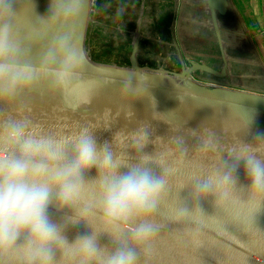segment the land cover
<instances>
[{
  "label": "clouds",
  "instance_id": "obj_1",
  "mask_svg": "<svg viewBox=\"0 0 264 264\" xmlns=\"http://www.w3.org/2000/svg\"><path fill=\"white\" fill-rule=\"evenodd\" d=\"M18 3L0 0V264H160L166 240L200 246L199 236L218 216L202 208L209 197L248 235L242 223L253 225L254 212L264 206V133L238 139L223 163L217 159L176 182L188 151L183 136L152 139L142 124L101 143L91 125L46 129L31 117L34 93L77 111L99 90L83 78L87 0H50L48 14L23 34L17 25L25 0L23 7ZM123 72L130 75L119 92L122 108L147 89L146 74ZM79 88L87 95H76ZM189 135L201 143L198 155L215 151L212 129Z\"/></svg>",
  "mask_w": 264,
  "mask_h": 264
},
{
  "label": "water",
  "instance_id": "obj_2",
  "mask_svg": "<svg viewBox=\"0 0 264 264\" xmlns=\"http://www.w3.org/2000/svg\"><path fill=\"white\" fill-rule=\"evenodd\" d=\"M232 0H207L208 11L212 20L216 39L221 51L223 69L217 71L204 62L183 61L181 71L173 72L165 68L157 70L142 67L138 60V39L133 44L130 66L96 62L87 49V38L92 14L97 0H87V12L80 33V40L86 52L88 64L85 79H91L99 85L97 94L91 103L77 111L66 110L59 98L51 99L34 93L31 97V117L46 129L52 131H72L78 125L97 127L95 135L99 142L111 141L115 132L123 129L134 131L142 124L149 126L151 138L180 135L186 140L187 156L173 179L176 182L188 181L193 173L217 162L223 163L228 158V149L238 140L251 141L252 133H264V94L225 86L205 78L209 75L221 80L229 78V61L224 50L220 21L231 6ZM24 0H19L17 7H23ZM33 7L25 0V11L18 19V29L23 34L30 23L36 22L37 16L48 14L50 0H32ZM132 70L136 74H146L147 89L137 99H131L129 107H121L119 92L123 81L130 75L123 71ZM141 79L145 77L141 76ZM133 87L138 77L132 75ZM76 95H87L86 88L76 90ZM152 98L155 100L153 106ZM131 113L129 116L128 113ZM160 114L168 119H158ZM179 127L174 132L172 127ZM208 127L215 132V151L197 154L201 148L198 138L191 137L189 130H201ZM149 144L147 151H153ZM241 179L243 177L241 176ZM188 189L181 192L187 196ZM206 215H218L208 221L207 227L199 236L200 246L194 248L184 241L166 240L164 255L160 264H264V206L253 214V225L250 220L240 227L225 214H219L212 198L202 202ZM260 231L261 233H259ZM75 231V229L73 230Z\"/></svg>",
  "mask_w": 264,
  "mask_h": 264
},
{
  "label": "crops",
  "instance_id": "obj_3",
  "mask_svg": "<svg viewBox=\"0 0 264 264\" xmlns=\"http://www.w3.org/2000/svg\"><path fill=\"white\" fill-rule=\"evenodd\" d=\"M105 1L100 0V9ZM118 7L120 8L119 5ZM149 10L152 11V8L147 7V12ZM101 17L102 13L98 17L99 22L102 20ZM152 17L153 20L146 19L145 40L156 43L160 41L157 39L168 38V34L169 38L179 40L178 48L181 46L183 53H186L187 49L184 40L198 44L196 47H202L205 43L206 58L200 62L217 71L223 69L221 51L207 0H174L170 7L164 2L157 14L153 13ZM219 21L224 50L229 61L230 77L218 80L209 75L204 76L208 77L207 80L217 81L225 86L231 85L264 94V0H232L227 15L221 16ZM121 24L119 23L118 27L122 26ZM140 31L139 24L138 30L136 29L138 35L135 38L138 42ZM158 33H163L164 36H158ZM139 48L140 45L138 56ZM180 53L182 54L181 51ZM236 57H239L238 62L235 60Z\"/></svg>",
  "mask_w": 264,
  "mask_h": 264
},
{
  "label": "rangeland",
  "instance_id": "obj_4",
  "mask_svg": "<svg viewBox=\"0 0 264 264\" xmlns=\"http://www.w3.org/2000/svg\"><path fill=\"white\" fill-rule=\"evenodd\" d=\"M113 1H116L113 3ZM147 0L148 8H152V11L146 13L147 21L153 20L152 14L158 12L159 8L167 2V7H170L174 0ZM120 6V8L118 7ZM134 5L135 11L139 10L140 1L139 0H106L101 9L102 20L96 25L91 26L88 33V50L92 56V59L96 62L103 64H116L118 66L127 67L130 66V57L133 51L132 40L121 33L114 31L118 27L119 23L123 25L130 26L128 22L123 23V20L127 17V9H132ZM119 9H123V13L118 15ZM134 11V12H135ZM151 11V12H150ZM130 13V12H129ZM131 14V13H130ZM169 15V14H168ZM171 15V14H170ZM126 16V17H125ZM133 15H131L132 17ZM137 16H134V18ZM155 20V19H154ZM158 36H164V34H157ZM157 39L160 41L152 42L148 40H143L141 42V52L139 54V62L142 67H148L154 70L159 69V66L164 65L166 69L179 72L182 69V61L188 65V61H193L199 63L200 60L206 58L207 47L204 43L202 47H196L198 44L191 43V41H185L184 44L186 53H183L179 40H173L169 38ZM176 39V36H175ZM175 43L177 46H175ZM177 47V48H176ZM182 52V54L180 53ZM239 57H236L238 62ZM198 78L208 77L197 75Z\"/></svg>",
  "mask_w": 264,
  "mask_h": 264
},
{
  "label": "flooded vegetation",
  "instance_id": "obj_5",
  "mask_svg": "<svg viewBox=\"0 0 264 264\" xmlns=\"http://www.w3.org/2000/svg\"><path fill=\"white\" fill-rule=\"evenodd\" d=\"M139 1H140V7H139L138 11H135L134 5L132 6V9L126 10L128 12V14L126 15L127 17L125 16L126 18H125V20H123V23L128 22L131 25L126 26V25L121 24L122 26H119L118 28L114 29V31H116L117 33H121L124 36L130 38L132 40V44H131V46H132L135 42L136 35H138V33L136 32V29L138 30V25L140 24L141 25L140 41H139V45H140L139 54H140L141 42L143 40H145L144 37L146 35L145 34V28H146L145 25H146V19L147 18L145 15L147 13V7L148 6H147V0H139ZM114 2H116V1H113V3ZM123 2H125V0H123ZM133 2H134V0H133ZM100 6H101L100 0L99 1L97 0L96 7L94 8L95 12L92 14L93 22L90 23L89 29L91 26H96L99 23L98 17L100 14ZM136 13H137V16L134 18ZM131 15H133V16L131 17ZM88 33H89V30H88ZM87 45H88V38H87ZM87 49H88V47H87ZM138 60H139V56H138ZM159 68H165V66L162 65L161 67L159 66Z\"/></svg>",
  "mask_w": 264,
  "mask_h": 264
}]
</instances>
